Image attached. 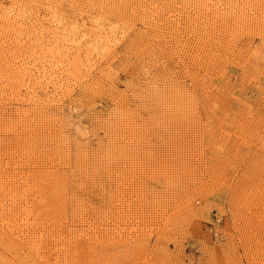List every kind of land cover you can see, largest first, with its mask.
Wrapping results in <instances>:
<instances>
[{
    "label": "rangeland",
    "instance_id": "374dc122",
    "mask_svg": "<svg viewBox=\"0 0 264 264\" xmlns=\"http://www.w3.org/2000/svg\"><path fill=\"white\" fill-rule=\"evenodd\" d=\"M0 264H264V0H0Z\"/></svg>",
    "mask_w": 264,
    "mask_h": 264
}]
</instances>
